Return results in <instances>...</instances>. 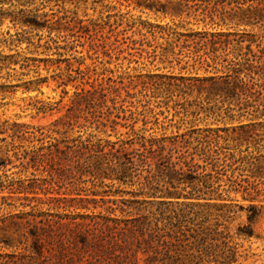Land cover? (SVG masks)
Wrapping results in <instances>:
<instances>
[{"label": "rangeland", "instance_id": "374dc122", "mask_svg": "<svg viewBox=\"0 0 264 264\" xmlns=\"http://www.w3.org/2000/svg\"><path fill=\"white\" fill-rule=\"evenodd\" d=\"M143 215L136 264H264V0H0V264Z\"/></svg>", "mask_w": 264, "mask_h": 264}, {"label": "trees", "instance_id": "16d2710c", "mask_svg": "<svg viewBox=\"0 0 264 264\" xmlns=\"http://www.w3.org/2000/svg\"><path fill=\"white\" fill-rule=\"evenodd\" d=\"M153 193L150 192L149 195ZM145 219L144 215L142 219L131 217L123 219L122 222L117 218H104L101 222L94 221L91 228L86 227L87 223H76V226H80L76 235L80 237L81 247L77 245L73 230L62 235L61 232H56V229L60 228L58 221H45V224L39 226L41 232L34 228L31 233L32 248L37 254L43 255L46 264H110L108 257L113 258L114 264H136L139 259L136 248L148 230ZM109 221L112 222L110 225ZM52 235L56 236L54 248H47L44 246L46 237ZM45 252L48 255H45ZM52 257L56 259L50 260ZM82 257L84 262L80 263ZM91 258H94V261Z\"/></svg>", "mask_w": 264, "mask_h": 264}]
</instances>
